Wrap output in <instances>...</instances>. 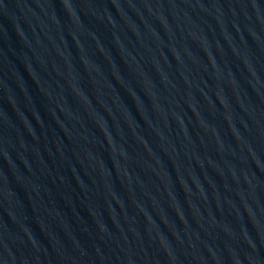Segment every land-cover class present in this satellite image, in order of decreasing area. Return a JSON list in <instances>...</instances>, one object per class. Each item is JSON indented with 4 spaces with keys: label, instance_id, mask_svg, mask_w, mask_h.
I'll return each instance as SVG.
<instances>
[{
    "label": "water",
    "instance_id": "95a60500",
    "mask_svg": "<svg viewBox=\"0 0 264 264\" xmlns=\"http://www.w3.org/2000/svg\"><path fill=\"white\" fill-rule=\"evenodd\" d=\"M0 264H264V0H0Z\"/></svg>",
    "mask_w": 264,
    "mask_h": 264
}]
</instances>
